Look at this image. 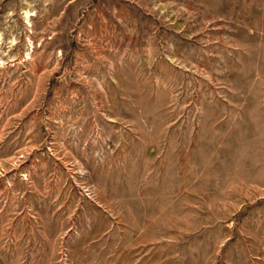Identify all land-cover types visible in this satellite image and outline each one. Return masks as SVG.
Instances as JSON below:
<instances>
[{"label": "rangeland", "instance_id": "rangeland-1", "mask_svg": "<svg viewBox=\"0 0 264 264\" xmlns=\"http://www.w3.org/2000/svg\"><path fill=\"white\" fill-rule=\"evenodd\" d=\"M0 264H264V0H0Z\"/></svg>", "mask_w": 264, "mask_h": 264}]
</instances>
